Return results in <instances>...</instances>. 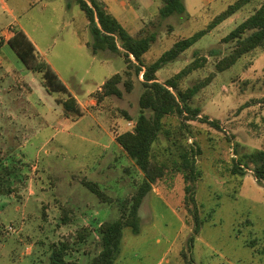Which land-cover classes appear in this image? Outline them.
I'll return each mask as SVG.
<instances>
[{
	"label": "rangeland",
	"instance_id": "rangeland-1",
	"mask_svg": "<svg viewBox=\"0 0 264 264\" xmlns=\"http://www.w3.org/2000/svg\"><path fill=\"white\" fill-rule=\"evenodd\" d=\"M232 2L218 0L210 12L218 14ZM260 3L253 1L203 36L161 68L157 79L164 82L174 76L195 52L207 56V64L181 80L179 87L185 89L214 72L217 60L232 47L222 38ZM199 7L200 0H187L189 18L174 14L162 19L154 12L146 27L156 33V41L144 55L145 64L206 26L213 15ZM14 29H22L59 72L85 109L84 116L76 121L64 117L54 96L4 44ZM91 39L87 19L74 0H0V264H46L52 243H73L77 231L88 227L93 236L74 245L78 252L72 258L86 264L99 251L94 229L119 218V200L130 198L143 178L115 140L133 129L123 112L133 118L139 113L142 76L132 77L130 92L119 85L121 98L97 103L92 95L107 78L124 70V62L108 51L93 55L86 45ZM193 106L219 126L186 122V143L200 150L195 201L187 200L184 177L166 159L167 141L161 135L155 151L168 170L141 203L140 233L123 229L114 264H183L182 253L190 251L195 264H256L255 251L264 246V185L256 182L251 164L244 177L233 175L231 168L243 155L264 150V51L256 50L216 73ZM164 121L177 130L176 117ZM85 178L96 182L112 203L100 202L81 184ZM63 209L71 217L67 224L61 220ZM195 209L202 220L198 234Z\"/></svg>",
	"mask_w": 264,
	"mask_h": 264
},
{
	"label": "trees",
	"instance_id": "trees-1",
	"mask_svg": "<svg viewBox=\"0 0 264 264\" xmlns=\"http://www.w3.org/2000/svg\"><path fill=\"white\" fill-rule=\"evenodd\" d=\"M74 1L87 19L92 39L86 45L91 53L96 55L99 52L108 51L122 57L124 62V70L107 78L100 89L92 95L96 102L99 103L111 96L121 98L123 91L119 85L122 83L125 91L130 92L133 88L132 77L142 76L140 83L143 90L138 99L139 113L133 118L123 112L127 121H133V129L119 134L115 140L141 171L143 178L130 198L119 200V218L103 221L94 229L97 234L99 251L86 263L114 264L120 254L123 229L129 228L134 235L140 233L139 208L141 203L144 197L152 191L153 185L162 179L168 170L166 161H159L155 151V145L158 144L161 135L167 141L164 149L169 153V156L166 159L170 160L173 168L182 173L184 177L187 200L192 203L195 201L194 183L201 176L196 165V156L200 154V150L194 143L190 145L186 143V122L196 120L217 128L219 126L217 125L218 121L201 116V108L193 106V100L202 89L212 82L216 73L230 69L242 57L256 50L264 51V0H261L259 6L246 19L222 38L223 43H231L232 47L228 54L217 60L215 71L185 89L179 87L181 80L194 71L204 68L208 61L207 56L195 52L191 62L164 82L157 79L156 73L165 65L176 61L182 53L194 46L203 36L209 34L222 22L255 0H234L218 14H213L211 7L206 8L204 12L209 13L212 10L210 14L213 15L206 26L191 36L176 41L150 64H145L144 55L156 41V33L148 32L147 27H143L136 34L131 35L115 17L105 10L100 1ZM174 14H186L183 0H162L159 9L160 18L164 19ZM7 45L39 80L45 91L54 96L64 117L76 121L85 115L83 106L69 91L51 65L44 60L22 29L13 30L12 36L7 40ZM171 117H176L179 120L176 131L173 128H168L164 121ZM2 162L3 159L0 155V165ZM249 164L252 165L250 170L256 182L264 185V150H255L243 155L239 160H234L231 168L232 174L244 177ZM81 184L100 202L112 203L113 199L96 182L85 178L81 180ZM8 192L11 194L13 191L8 189ZM67 214L68 211L63 209L61 213L63 224H67L71 220ZM194 216V234H198L202 220L198 218L196 209ZM206 221L204 220V223ZM249 223L251 222L249 221ZM92 236L93 230L82 227L77 231L73 243L67 241L52 243L46 264H78L72 259L74 253L78 252L74 245L84 244ZM189 241L193 244L194 237H191ZM254 243L251 241L249 244L253 247ZM255 252L256 264H264V246L261 249H256ZM182 256L183 264H195L191 251L189 255L183 252Z\"/></svg>",
	"mask_w": 264,
	"mask_h": 264
},
{
	"label": "crops",
	"instance_id": "crops-1",
	"mask_svg": "<svg viewBox=\"0 0 264 264\" xmlns=\"http://www.w3.org/2000/svg\"><path fill=\"white\" fill-rule=\"evenodd\" d=\"M98 1L102 3L105 10L108 13H110L113 17H115L118 20V22L121 24V26L131 35L136 34L143 27H146V25H148L149 21L152 19L154 12H159V9L162 5V0H138L137 2L136 0H98ZM216 1L218 0H200V7L202 8V11H205L206 8L212 7V4L215 3ZM183 3L185 6L186 15L189 18L192 15L187 13L188 11L187 0H183ZM200 7L198 8L199 11L201 9ZM127 29H129V31ZM12 34H13V30L11 31V34L5 39L4 44L7 45V40L12 36ZM37 50L39 51L40 54H42L38 48ZM55 72L64 82L59 72L58 71ZM64 84L66 85V82H64ZM98 89H100V87ZM76 99L79 102L78 98Z\"/></svg>",
	"mask_w": 264,
	"mask_h": 264
}]
</instances>
